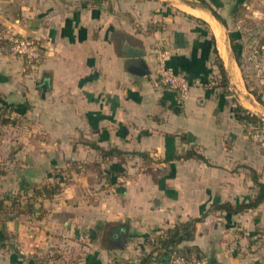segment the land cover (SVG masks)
Listing matches in <instances>:
<instances>
[{"label":"crops","instance_id":"1","mask_svg":"<svg viewBox=\"0 0 264 264\" xmlns=\"http://www.w3.org/2000/svg\"><path fill=\"white\" fill-rule=\"evenodd\" d=\"M204 1L0 0V113L14 131L0 140V197L61 186L33 199L42 219L0 223V264H141L151 254L166 264L174 252L264 264V202L214 209L252 202V170L264 182V154L214 87L219 57L234 98L261 116L264 89L241 51L251 33L264 52V0ZM13 35L42 46V61L9 53ZM162 52L192 84L183 103L158 82ZM190 152L208 163L180 159ZM192 219L191 240L157 249V237Z\"/></svg>","mask_w":264,"mask_h":264},{"label":"trees","instance_id":"2","mask_svg":"<svg viewBox=\"0 0 264 264\" xmlns=\"http://www.w3.org/2000/svg\"><path fill=\"white\" fill-rule=\"evenodd\" d=\"M198 1L202 6H206V2L204 0H195ZM215 16L220 20L222 23L225 24L224 20L217 14L215 13ZM231 43H232V49L236 55V60L238 63H240V58L238 55V51L236 49V46L233 41V36L230 35ZM217 65L219 68L220 72V79L221 82L216 86L217 88L220 86L221 88H224L226 91L223 92L224 96L228 97L231 96L230 90V83L228 79V75L226 72V69L219 59L217 58ZM257 101L260 104H264L263 100L261 97H257ZM176 112H180V110L176 109ZM231 113L233 114L234 119L243 125L246 130L250 128H254L256 136L264 139V119L250 111L249 109L245 108L242 106L240 103L236 101H233L231 104ZM6 116V113L3 114ZM5 123H8V119L5 118L4 120ZM249 131V130H248ZM112 150L110 152H104V155H108L113 153ZM190 158H196L199 160H202L206 163L208 161L200 154L196 153H187L184 157L180 159H190ZM253 172V181L257 187V193L252 202L240 206H233L229 203H225L222 205H218L214 207V209H218L221 211H225L230 214H238L241 212H244L249 209H255L259 207L263 202H264V182L260 181V175L254 170ZM61 190V186L56 185V186H50V187H41V188H36V187H31L30 192L32 193L31 196H23L22 194L10 196V195H5L0 197V223L4 224L7 221H14L19 218H40L42 219L46 215V211L42 210L40 214L37 215L34 205L32 203L33 199L37 197H42V198H50L51 196L55 195L58 191ZM201 219H192L189 222L186 223H179L176 225L173 229L169 230L166 232L165 235H162L161 237L156 238V247L157 249H162L165 251V254L168 255L169 251L173 248H175L177 245L189 241L193 237V232L195 230V225L196 223L200 222ZM1 248H3V245H0ZM181 254V253H180ZM184 255V254H182ZM186 256V255H185ZM188 258H192L191 256H187ZM195 258H200L195 257ZM152 254L149 255L146 259L142 261L141 264H152ZM112 264H121L119 262H114Z\"/></svg>","mask_w":264,"mask_h":264},{"label":"built area","instance_id":"3","mask_svg":"<svg viewBox=\"0 0 264 264\" xmlns=\"http://www.w3.org/2000/svg\"><path fill=\"white\" fill-rule=\"evenodd\" d=\"M9 41L13 54L23 58L28 66L40 63L45 56L44 49L35 41L16 35L10 37ZM168 55V52H162L159 55L158 82L161 86L174 92L180 102L183 103L189 95L192 84L185 74L176 72L167 66ZM166 264H207V262L202 258H188L185 255L174 252Z\"/></svg>","mask_w":264,"mask_h":264},{"label":"rangeland","instance_id":"4","mask_svg":"<svg viewBox=\"0 0 264 264\" xmlns=\"http://www.w3.org/2000/svg\"><path fill=\"white\" fill-rule=\"evenodd\" d=\"M248 25H249V23H248ZM255 36L256 35H253L251 33H247L244 36V38L242 39V42H243V44H245V49H244V51L242 50L241 53H243V55H244V57H242L243 61L246 62V66H245L246 71L248 72V74L255 76L254 77L255 80H260L258 82L259 84H257L258 85L257 89L262 91L264 89L263 88L264 87V52L257 51L252 46L254 44L253 42H256ZM260 40L261 39H258L257 41L259 42ZM9 44H10V41H8V44H7L9 53L14 55ZM249 63H251V64H249ZM221 80L222 79H220V75L217 79H214V83H215L214 87L218 86V84L221 82ZM218 88L220 89L221 92L226 91L224 88H221L220 86ZM229 92H231V94H233L232 91L229 90ZM229 101H231V103H233V101H236V98H234V96L231 95V96H229ZM3 114L4 113H0V126H1L0 127V140H9L10 138H12L14 136V131L11 132L8 127L7 128L2 127L4 125L3 121L5 120ZM259 114H261V116L264 118V108L261 110V112ZM248 130H246V128L244 129V131H243L244 135L246 134L248 137H250L252 140H254L256 142L255 147L259 151L261 150V152L264 154V139L256 136L254 128H250ZM1 145L2 146H0V156H2L4 159V155L8 154L9 148L3 147L5 144H1Z\"/></svg>","mask_w":264,"mask_h":264},{"label":"water","instance_id":"5","mask_svg":"<svg viewBox=\"0 0 264 264\" xmlns=\"http://www.w3.org/2000/svg\"><path fill=\"white\" fill-rule=\"evenodd\" d=\"M130 53V55L128 54V56L129 57H134L135 56V54H136V52H133L132 50L131 51H129ZM136 56H139V57H141L142 55H136ZM41 86H42V88L43 89H47L48 88V83H47V81H43L42 83H41Z\"/></svg>","mask_w":264,"mask_h":264}]
</instances>
